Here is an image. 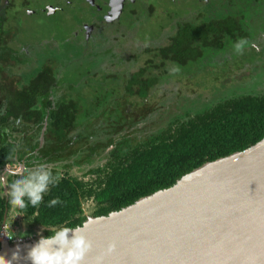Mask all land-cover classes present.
Instances as JSON below:
<instances>
[{"label": "trees", "instance_id": "trees-1", "mask_svg": "<svg viewBox=\"0 0 264 264\" xmlns=\"http://www.w3.org/2000/svg\"><path fill=\"white\" fill-rule=\"evenodd\" d=\"M253 2L258 4L252 7L253 16L264 13V0H243L239 15L223 13L215 18L206 16L198 24H180L178 31L169 36L166 45L148 49L147 52L153 59H158L161 66L165 61L183 65L201 58L205 50L220 49L224 44L233 45L239 37L248 39L247 31L251 27V19L243 23L240 15L244 14L245 5H252ZM58 34L62 40L68 35ZM3 41L4 31L0 23V48ZM60 56L61 59L57 55L48 59L42 70L36 71L32 79H27L20 90L11 92L7 89L1 90L0 86L1 165L13 162L8 156L14 147V133L18 132L15 127L18 117L29 122L30 127L34 129V138L46 117V142L55 140L51 147L46 149L50 151L49 154H56L49 157L52 161L67 159L70 154L77 152V148L69 147L74 139L69 134L75 129L81 130L76 134L78 138L74 140L75 144L104 143V140L98 138L100 132H96L90 121L91 118L97 119L107 111L111 113L110 106H114V112H119L120 108L115 127L122 129L120 117H126L125 102L122 100V103L118 104V94L114 96L113 101L110 100L111 95L105 97L106 92L102 94V91L96 98H92L91 93H78L75 96L74 84L78 76L74 74V64L67 63L68 59L62 53ZM64 63L66 76L71 74L73 79L72 85L68 82L65 86L60 82V78L65 75L64 70H61ZM149 63H153V60ZM153 67L145 66L132 73L127 80L125 91L145 99L149 89L158 83L157 74L151 71ZM23 99L29 103L30 108L19 111ZM147 107L146 104L144 115L149 119L150 109ZM142 119L144 117L133 121L140 122ZM100 121L104 126L107 123ZM6 128L10 130L8 133L4 132ZM263 136L264 88L262 91L232 93L226 98L212 101L196 113H186L185 117L176 118L160 132L142 139L125 137L121 141L125 145L124 149L119 145L114 149L115 159L109 166L101 170L91 168L85 176L98 173L101 175L98 181L85 183L83 179L79 181L62 177L59 184L51 187L46 193L45 202L38 207L40 214L36 222L48 228L60 224L80 226L85 221L81 209L84 202L93 203L95 217L105 216L141 197L172 186L181 176L205 162L246 149L260 141ZM114 137L115 135L111 134L105 142L111 143V138ZM78 149L87 151L88 154L95 150L87 146ZM80 161L89 162L90 158L83 155ZM56 196L64 201L63 205L47 207V201ZM34 212V208L29 206L25 217L29 219L33 215L36 216ZM3 215L4 205L0 198V224ZM46 233L49 235L51 231L47 230Z\"/></svg>", "mask_w": 264, "mask_h": 264}, {"label": "flooded vegetation", "instance_id": "flooded-vegetation-1", "mask_svg": "<svg viewBox=\"0 0 264 264\" xmlns=\"http://www.w3.org/2000/svg\"><path fill=\"white\" fill-rule=\"evenodd\" d=\"M33 1L34 0H0V23L4 31V41L2 42L0 48V86L2 87L1 90L7 89L11 92L20 90L22 88V84L28 81L27 79H32L36 71L42 70V66L46 64V61L48 59L56 57V55L60 58V54L62 53L63 56L68 59L67 63L71 65L74 64V74L78 76V79L74 84L76 86L75 96H77L78 93H91V97L96 98L100 95V91H102V94L106 92L105 97H107L109 94L111 95L110 100L114 101V96L116 94H118L117 100L118 97L122 95V97L124 98L122 100L125 102L127 110L124 115H126V118L128 120H130V118L134 116V118L130 120V122H135L133 120L135 119L137 110L138 114H140V116L138 117H146L144 115V107H146V104L148 105L147 108L150 109L149 119L146 117L147 120L137 122V125L134 126L131 130H128V126H123L122 129L115 127L117 123L116 120L118 119L119 114L114 121L113 118H107L109 121L108 124L106 123L107 126H104L101 121L98 120V118L94 120L93 118H91L90 124L97 130V133L100 132L98 138L104 140V143L95 142L85 145L75 144L74 140L78 138L76 134H79V132H81V130L75 129L69 134V136L72 135L74 138L73 141L69 144V147L73 149L77 148V152L75 151L74 153L70 154L67 159L56 161H52L53 159L50 160L49 158L51 156H56V154H54V152H52V154H49L50 151H46V149L51 147V144L55 140H48L46 142V130L44 131L42 137V130L44 125L46 124V117L43 123L41 124V129L38 135L35 138L33 136L34 129L30 127L29 122H25L22 118L18 117L21 119V124L18 126L15 124V127L18 132L16 134L14 133L13 146H15L16 143H20L21 147L16 153V156L21 160H27L30 164L37 159L44 161L53 169L54 174L59 171L61 177L75 178L79 181L83 179L85 180V183L98 181L99 177L101 179V175L99 176L98 173L93 174L89 177L85 176L89 173V170L91 168H99L101 170L102 168H106L107 166H109V164L113 162V159H115L114 149H117L118 145L121 147V149H124L125 145L124 143H121V141L125 137H135L138 139H142L147 135H152L157 132H160L163 129H166L176 118L181 119L185 117L186 113L193 114L194 112H186V110H184L183 114L175 116H173V114L172 116H170L168 122H159L158 125H162L161 127L157 128L156 124L154 126H151L152 120H157V117H159L161 109L152 107L150 108L148 98L152 95L153 89L159 88L161 85H163L164 82H166L163 75H167V73L169 72H182L190 74L193 73V70L195 69L202 70V68L206 67V65H212L220 68L219 72L221 74H225V76L228 77L229 73L225 70L224 67L230 66L236 67L237 69H241L242 67H244L240 70V72L242 73H239V75L233 77L232 75L229 76L228 81L232 80L236 85L242 84V81H247V86H249V90L253 92L256 90L262 91L264 88V13H262L261 15L259 14L258 16H253L252 7L258 5L255 2H253L252 5H245L246 10L244 11L243 15H240L243 23H247L251 19V27L247 31L249 37L248 39H246L249 41V44L245 46V49L242 54L235 53L233 50V45L224 44L223 46H221L220 49L205 50L203 56H201V58H198L195 61H189L183 65L171 61H165L161 66V62L159 63V60L156 58L153 59L150 53L147 52L148 49L166 45L169 36H171L175 31H178V26L180 24H198L201 22V20L205 19L206 16L215 18L216 16H219L223 13H234L235 15H239L238 11L240 12V8L243 7V3L240 4L237 0H199L198 6L200 9L196 11L195 17H181L180 19L173 20V22L170 21L172 18L169 16V19L167 21H164L169 22L167 25H165L169 28L167 30V33L164 34V26L162 28L163 33L161 32L164 35H162L160 38L155 40V37H151L149 38V41L147 37L145 39H142V41H144L145 43L147 42V45L142 47V49L140 50V54L144 56L142 64L135 68L133 71L128 70L126 72H123L122 74L117 73L115 78L113 77L115 74H110V71L108 69L105 74L102 66L104 64H107L112 67L113 65H115V63L121 62V55L119 54V52H116V50L118 49V43L116 44V42H118L119 36L124 37L128 40H134L136 36L131 35L129 37H126V35H119L118 30L120 29L116 26L119 25V23L117 22L118 24L115 25L114 23L117 21L115 19L117 18L118 21H120V15H118V13H121V16H123L124 18L136 17L139 21L137 25L144 24L151 18V20H154L156 18L154 17L156 9L152 5V2L147 0L146 7H144L146 10V15L141 20L140 17H137V15L133 16L135 14L134 6L139 4L142 6L144 0H85L86 7H84V9H80V7H78V9H80V11H83L86 16L88 15L89 19L87 24L86 22L81 23V32L83 33V35H80L78 38H74L71 34L74 29L73 28L72 31L68 32V35L64 37V40H62V38L60 37H48L49 39H46V43H20L17 39L18 31L16 30V28H13L9 25V23L12 22L9 18V14L14 13L16 16H19L21 15V11L24 10L27 13L26 15L33 13L31 12V9H29V4ZM66 3H68V0H66ZM222 5L225 6V10H222ZM152 7L154 8V11L151 14L150 11L153 10ZM107 8L109 9L108 11ZM60 9L62 8L52 6L49 3H46V6H43L41 7V9L39 8L37 10L42 13H46L47 17H51L57 14V12H61L62 10ZM217 11H219V14L217 13ZM128 12H131L130 15H123ZM172 17H174V15H172ZM137 30L138 27L135 31L137 32ZM135 31L134 33H136ZM238 39H240V37ZM137 54H135L136 60L140 57L137 56ZM236 55L238 56V58H236V61H233L231 58L232 56L235 57ZM208 57H212V59H208ZM152 60L153 63H149L152 62ZM246 63L248 64L247 67L244 66ZM158 64L159 66L156 67L155 65ZM145 66H154L151 71L157 74L158 83L154 84L149 89L147 93L148 95L144 99L136 95L128 94V92L125 91V86L127 85V80L130 78L131 74ZM65 67L66 64L64 63V68H61V70H64L66 75ZM14 68L22 69L23 72H19L17 75H15L14 73H7L9 70ZM91 68H95L97 72L104 73L101 77V80L96 78V80L94 79V81L92 79V75H90L89 77L86 76L87 73L89 74V70H91ZM174 69H178V71H174ZM83 70H85L84 75L82 73ZM248 72L252 74V78L250 81L246 78ZM71 73L73 72L71 71ZM65 75L60 78L61 84L66 86V84L69 82L68 84L72 85L73 79L71 77V74L67 76ZM84 77H86L87 82L91 81L92 83L88 84L86 81L82 82L81 79ZM84 89H87L88 91H84ZM62 91L64 90L62 89ZM231 94H226L219 97L214 96L212 99L213 101H218L222 98L228 97ZM133 98L138 99L140 102L130 101ZM28 108H30L29 103L25 99H23L20 103L19 111L27 110ZM109 108L113 111L114 106H110ZM98 113L100 114L99 110ZM25 124L27 126H24ZM100 125H103V127H101ZM22 131H24V133L26 134V140H24L25 134H22ZM111 134L115 135V137L111 138V143H106V138H109ZM86 146L88 148L90 147V149L93 148L95 150L88 154L87 151H80L78 149L80 147L85 148ZM29 153H31L32 155H29ZM83 155L88 156L90 158V161L81 162L80 160ZM4 168L5 165L0 164V172H2ZM45 198L46 193L44 195V201L42 203L45 202ZM1 199L3 200L4 205V215L3 220L0 224V243L2 242L4 237L9 243L19 241H35L38 238L36 235L38 232H41L44 236H47V229H52L36 222V219L40 214L38 208H36L34 209V213L36 216L33 215L29 219H27L28 217H25V215L23 217L18 216L12 221V225L9 230L12 231L14 235L12 238H9L4 228V224L6 222L5 215L7 213V220L11 221L12 214L8 212L9 206L6 203V198ZM92 204V202H84L81 205L85 221L87 217H95L93 215L95 209Z\"/></svg>", "mask_w": 264, "mask_h": 264}, {"label": "water", "instance_id": "water-1", "mask_svg": "<svg viewBox=\"0 0 264 264\" xmlns=\"http://www.w3.org/2000/svg\"><path fill=\"white\" fill-rule=\"evenodd\" d=\"M80 232L92 242L81 264H264V136L118 211L87 217ZM33 242L4 237L0 258L19 246L13 264H27Z\"/></svg>", "mask_w": 264, "mask_h": 264}, {"label": "rangeland", "instance_id": "rangeland-1", "mask_svg": "<svg viewBox=\"0 0 264 264\" xmlns=\"http://www.w3.org/2000/svg\"><path fill=\"white\" fill-rule=\"evenodd\" d=\"M149 1L152 2V5L156 9L154 16L156 18L154 20H151V18L144 24L137 25L139 21L136 17L124 18L123 16H121V13H118V15H120V21H118V19L116 18L115 20L117 21L114 23L115 25L119 23V25H116L120 29L118 30V34L126 35V37H129L131 35L136 36L134 40H128L124 37L119 36V40L118 42H116V44L118 43V49L116 50V52H119V54L121 55V62L115 63V65H113L112 67L104 64L102 66L104 73L107 72L108 69L110 71V74H115L113 77L116 78L117 73L122 74L123 72H126L128 70L133 71L135 68L140 66L142 64V61L144 60V56L140 54V50L142 49V47L147 45V42L145 43L144 41H142V39H145L147 37L149 41V38L155 37L154 39L156 40L167 33V30L169 28L165 25H167L169 22L164 21H167L169 19V16L172 18L170 21L180 19L181 17H195L196 11L200 9L198 6L199 0ZM237 1L240 4L241 1L243 2V0ZM146 2L147 0H144L142 6L140 4L134 6L135 14L133 16L137 15V17H140L141 20L145 17L146 10L144 7H146ZM46 3H49L52 6L61 7L62 9L60 10L62 11L57 12V14H55L54 16L47 17L46 13H42L37 10L39 8L41 9V7L43 6H46ZM85 3V0H68V3H66V0H34L29 4V9H31V12L33 13L26 15L27 13L25 12V10L21 11V15L19 16H16L14 13H10L9 18L12 22H10L9 25L13 28H16V30L18 31L17 39L20 43H46V38H57L60 36L58 33H61V36H63L64 34L66 35L68 32L72 31L73 28L74 29L71 34L74 38H78L80 35H83V33L81 32V23L86 22L87 24L89 20L88 15L86 16L83 11H80V9H84V7H86ZM78 7H80V9H78ZM154 8L150 11L151 14L153 13ZM223 9H226L224 5H222V10ZM108 10L109 9L107 8V11ZM130 13L131 12H128L123 15L128 16V14L130 15ZM217 13L219 14V11H217ZM172 15H174V17H172ZM59 26L61 28L60 30ZM137 27L138 30L136 32L135 30ZM163 27L164 34H162ZM134 31L136 33H134ZM135 54H137V56H140L139 59H135ZM236 58H238L237 55L235 57L232 56L231 59L233 61H236ZM208 59H212V57H208ZM247 65L248 64L246 63L244 66L247 67ZM224 68L226 71H228L229 76L232 75L233 77L239 75V73H242L240 72V70L244 67H242L241 69H237L236 67L226 66ZM84 71L85 70L82 71L83 75ZM219 71L220 68H218L217 66L206 65V67L202 68V70L195 69L193 70V73L190 74L182 72H169L167 73V75H163L166 82H164L163 85H161L159 88L153 89L152 95L148 98L150 108L152 107L161 109L159 117H157V120H152L151 126H154L156 124L157 128L161 127L162 125H158L159 122H168L170 116H172L173 114V116L183 114L184 110H186V112L196 113L204 109L207 105H210L213 101L212 98L214 96L219 97L236 92L241 93L242 91H250L249 86H247V81H242V84H239L240 86L238 84L236 85L232 80V82L228 81L229 76L227 77L225 76V74H221ZM19 72L21 73L23 72V70L14 68L9 70L7 73H14L15 75H17ZM104 73L97 72L95 68H91V70H89V74L87 73L86 76L89 77L90 75H92L93 80H96V78L101 80V77ZM246 78L250 81L252 78V74L248 72ZM81 81L87 82L86 77L82 78ZM87 83L91 84L92 82L89 81ZM88 90L84 89V91ZM122 99H124L122 95L118 97V104L122 103ZM130 101L140 102L136 98H133ZM114 110L115 109H113L111 113L109 111L103 113L98 117V120H102L103 122H106L107 120V124L109 123L108 119L110 118H113L114 121L115 118H117L118 113L120 115V110L118 113L114 112ZM138 116H140V114H138L137 110L135 120L139 119ZM133 118L134 116H132L130 120H132ZM130 120H128L126 117H120V124H122V127L128 126V130H131L134 126L137 125V121L130 122ZM142 120L145 121V118Z\"/></svg>", "mask_w": 264, "mask_h": 264}, {"label": "clouds", "instance_id": "clouds-1", "mask_svg": "<svg viewBox=\"0 0 264 264\" xmlns=\"http://www.w3.org/2000/svg\"><path fill=\"white\" fill-rule=\"evenodd\" d=\"M248 44V40L241 38L233 44V50L237 54H242ZM15 124L20 125L21 119L16 118ZM9 131L7 128L4 129L5 133ZM20 147V143L15 144L8 156L13 163L6 164L4 170L0 172V198H6L8 212L12 214L11 221L7 220V213L5 215L4 228L9 238L14 235L9 230L12 221L18 216L23 217L29 206L38 208L44 201L45 193L58 185L62 178L59 171L54 174L53 169L44 161L37 159L30 164L27 160L19 159L16 153ZM63 203L64 201L56 196L47 201V207ZM47 230L51 231V234L44 236L38 232L36 234L38 238L25 248L24 257L27 264H81L85 254L92 248V242L80 232V226L60 224ZM114 248L115 245L110 243L107 251L111 252ZM19 255L20 249L17 246L11 259L5 261L0 258V264H13Z\"/></svg>", "mask_w": 264, "mask_h": 264}]
</instances>
